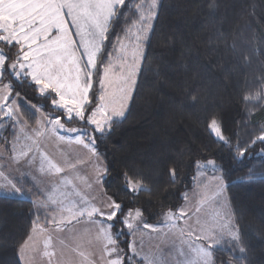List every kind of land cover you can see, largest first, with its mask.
Instances as JSON below:
<instances>
[{
    "label": "trees",
    "instance_id": "obj_1",
    "mask_svg": "<svg viewBox=\"0 0 264 264\" xmlns=\"http://www.w3.org/2000/svg\"><path fill=\"white\" fill-rule=\"evenodd\" d=\"M142 1L125 0L110 20L85 119L99 103L109 56L140 19ZM0 48L6 57L0 82L9 84L11 98L64 120L53 93L10 71L19 45L0 40ZM83 126L104 165L103 191L119 205L113 224L124 264L130 243L124 218L139 212L155 224L162 212L178 210L195 188L199 163L210 160L226 184L238 233L237 241L213 248L214 263L264 264V0H158L126 113L102 132ZM45 217L30 199L0 195V264H22L19 250L36 224L47 226Z\"/></svg>",
    "mask_w": 264,
    "mask_h": 264
},
{
    "label": "rangeland",
    "instance_id": "obj_2",
    "mask_svg": "<svg viewBox=\"0 0 264 264\" xmlns=\"http://www.w3.org/2000/svg\"><path fill=\"white\" fill-rule=\"evenodd\" d=\"M124 1L120 0V5ZM157 3L158 0H143L140 3V19L117 42L109 56L99 82V103L86 119L92 75L105 35L96 62L89 67L87 59L93 52L95 39L92 22L82 23L83 29H90L91 32L78 30L74 24L71 32L66 21L58 15L54 18H23V27L39 24L41 28L49 22L50 29L45 43L39 45L46 48L42 51L47 53L51 74H45L43 68L40 72L37 63L39 58L31 53V44L27 45L26 51L19 49L20 56L9 66L10 71L17 78L30 75L42 94L51 91L56 96L53 106L64 113L66 122H72L67 124L60 116L49 117L19 96L11 98L9 84L0 82V102L3 101L0 112V173L3 168L12 183L8 188L2 179L0 193L20 196L21 193L14 189L22 185L25 178L29 186L37 189L32 194L36 199L34 201L51 206V214L48 208V214L44 213L45 218H48L45 221L47 226H37L22 249L21 259L24 264L64 263L62 253H51L54 244L60 243L52 236L63 233L76 235L79 230L84 232L91 222H95L101 232L107 235L111 233L108 240L111 252L118 255L120 264H124V251L117 243L118 232L113 224L119 205L103 191L104 165L92 141L86 139L91 135L83 125L87 122L102 132L109 128L112 120L120 119L126 113ZM51 23H55V32L51 31ZM5 26L6 22L2 26L4 31ZM6 29L10 31L9 27ZM12 35L9 33L6 38H2L0 32V40L12 42ZM86 41L91 43L88 50L83 46ZM5 58L0 48L1 78ZM22 106L29 111L28 117ZM211 129L217 137L222 138L215 123ZM198 167L195 188L185 193L184 203L178 210L162 212L160 220L155 224L147 223L139 212H131L124 218L129 242L131 229L139 236L134 241V248L137 253H142H135V256L129 250L128 264H214L213 248L227 247L229 243L238 240L226 184L220 175L213 173L218 165L210 160L199 163ZM139 186L131 184L132 189ZM70 243L83 246L79 239H72ZM70 261L79 262L80 259L75 257Z\"/></svg>",
    "mask_w": 264,
    "mask_h": 264
},
{
    "label": "crops",
    "instance_id": "obj_3",
    "mask_svg": "<svg viewBox=\"0 0 264 264\" xmlns=\"http://www.w3.org/2000/svg\"><path fill=\"white\" fill-rule=\"evenodd\" d=\"M119 2L120 0H0L1 37L6 38L9 33L13 34L12 36H14V39L10 40L12 42L9 43H15L25 51L28 48L27 45L31 44L33 46L31 53H35V56L39 58L37 63L40 67L38 69L41 72V68H43L44 73L49 76L51 72L50 69H48L49 62L46 55L47 53H44L42 51L43 48H46L40 45L42 43H45L48 35V30L50 29V24L49 22H46L41 28L38 26L39 24H29L28 26L23 27V25L21 24V22L24 20L23 18H54L58 15V17L63 18L64 22L66 21L65 23L68 27V30H70L71 32L73 24L74 26L78 27V30L80 29L81 31H90V29H83L82 23L86 21L92 22V29L94 30L95 39L93 52L89 54V60L87 59V66L90 67V65H93L94 62H96V57L101 46L102 38L106 33L107 27L109 26L110 20L113 17L116 8L120 6ZM5 22L6 26L4 31L2 26ZM51 25V31H54L56 29L55 23H51ZM7 27H9L10 31H7ZM83 46L86 50H88L91 46V43L86 41L84 42ZM42 55L45 58L43 60ZM22 56L23 53L21 57ZM83 66H85V63L83 64ZM25 77L31 80L30 75ZM2 102L3 101L0 102V112L2 111L3 107ZM1 169L6 172L3 168ZM2 172L0 173V178L2 177L0 179V184H2V181L5 180L8 188L11 187L12 183L8 179L7 172L5 174H3ZM4 177H6L7 179H5ZM23 180L26 179L24 178ZM14 191L17 193H21V195L13 196L2 193H0V195L30 199L33 201L38 210L48 214L47 211L49 209L48 212H50L51 214V206H47L44 202H40V204H38L36 203V201H34L36 199L35 197H32V194H35V192L37 191L36 188H33L31 186H25V188H23V185L20 184L19 187L16 186ZM50 225L51 222L49 221V226ZM95 225V222L87 224L88 228H86L84 232H81L80 230L77 231L78 233L76 235L65 233L60 235H53L52 237L54 238V240L59 241L60 243L54 244V248H51V253H62L64 258V263L62 264H120L121 262L118 255L115 256L114 254H112L111 245L108 243V240L111 237V233L110 235H107L105 232H101L99 227ZM37 226L39 227L40 224L35 225L33 230L36 229ZM127 228H129V226H127ZM129 233L131 238L129 250L135 256H137L136 254H142L141 252L137 253L134 248V241L139 236L135 233L134 230L132 231L131 229ZM28 239L26 241H28ZM72 239H79L82 242L83 246L71 244L70 241ZM25 243L19 250V258L22 264H24V262L21 259V252L24 248ZM48 254H50V252ZM75 257H78L80 261L71 262V258Z\"/></svg>",
    "mask_w": 264,
    "mask_h": 264
}]
</instances>
